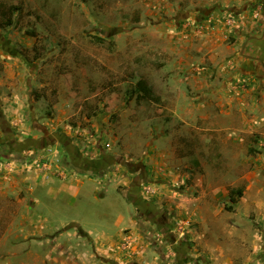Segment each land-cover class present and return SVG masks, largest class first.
I'll return each mask as SVG.
<instances>
[{"label": "crops", "instance_id": "1", "mask_svg": "<svg viewBox=\"0 0 264 264\" xmlns=\"http://www.w3.org/2000/svg\"><path fill=\"white\" fill-rule=\"evenodd\" d=\"M120 1L167 56L179 110L196 121L199 107L201 138L177 132L161 148L152 138L146 155L138 145L120 151L107 126L49 124L34 76H13L11 95L0 79V257L25 249L19 264H264V0ZM81 174L126 198L129 228L122 215L113 238H93L80 222L59 236L36 227L41 181L71 201ZM232 190L242 192L235 202ZM21 239L30 245L11 241Z\"/></svg>", "mask_w": 264, "mask_h": 264}, {"label": "rangeland", "instance_id": "2", "mask_svg": "<svg viewBox=\"0 0 264 264\" xmlns=\"http://www.w3.org/2000/svg\"><path fill=\"white\" fill-rule=\"evenodd\" d=\"M0 5L5 11L12 5L18 8L12 26H7L0 13L1 88L11 95L13 76H34L35 99L47 109L49 124H65L73 132L91 124L101 126L102 131L107 126L120 151L136 152L138 145L144 155L152 138L161 148L165 134L174 142L177 132L180 138L190 132L201 138L194 129L202 124L199 107L193 111L196 121L179 110L185 105L164 71L167 56L154 48L153 33L143 32L142 17L126 15L120 0H0ZM140 80L150 88L151 100L138 99L135 90ZM89 175H80L79 194L71 201L66 192L53 199L46 181H41L43 190L32 195L40 200L32 209L36 227L59 236L67 232L63 223L80 222L93 238H113L117 229L113 224L122 215V227L129 228L133 206L116 189H105ZM11 241L30 245L22 239ZM11 241H1V246ZM37 244L31 247L43 255ZM7 253L3 252L0 264L29 259L25 249L20 256Z\"/></svg>", "mask_w": 264, "mask_h": 264}, {"label": "trees", "instance_id": "3", "mask_svg": "<svg viewBox=\"0 0 264 264\" xmlns=\"http://www.w3.org/2000/svg\"><path fill=\"white\" fill-rule=\"evenodd\" d=\"M2 7L3 6L0 5L1 16L6 20L7 26H12L14 24L13 23V17H14L15 12L18 11V8H16V6L12 5L9 8H7L8 10L5 11ZM26 33H29V35H31L30 34L31 32L26 31ZM135 92L138 95V99L151 100V98H150L151 97V90L147 86L146 81L140 80L136 85ZM235 195H239V197H240V196H242V192L232 190L230 193V200L232 202H235V200H236Z\"/></svg>", "mask_w": 264, "mask_h": 264}]
</instances>
